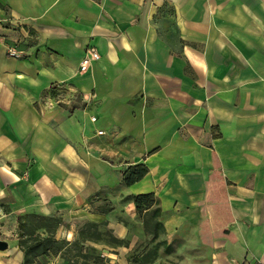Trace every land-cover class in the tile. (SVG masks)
<instances>
[{
    "label": "crops",
    "instance_id": "crops-1",
    "mask_svg": "<svg viewBox=\"0 0 264 264\" xmlns=\"http://www.w3.org/2000/svg\"><path fill=\"white\" fill-rule=\"evenodd\" d=\"M108 129L146 167L130 186L98 157ZM146 193L185 264H264V0H0V264H21L26 216L66 245L84 223L128 238L124 198Z\"/></svg>",
    "mask_w": 264,
    "mask_h": 264
},
{
    "label": "rangeland",
    "instance_id": "rangeland-1",
    "mask_svg": "<svg viewBox=\"0 0 264 264\" xmlns=\"http://www.w3.org/2000/svg\"><path fill=\"white\" fill-rule=\"evenodd\" d=\"M93 140L98 142V147L102 150L105 152L109 151L111 155L106 156L104 153H99L98 157L107 161L115 172L117 170L123 172L126 167L132 166L134 157L131 154L136 150V146L127 135L121 133L117 129H108L105 130L103 136L93 138ZM130 197L131 196L126 199L124 198V200L130 201ZM108 205L110 204L106 202V200H102L101 205L94 210L97 212H104ZM134 214L135 217L133 220L137 223L132 222L129 225L128 231H130V234L128 238L118 239L114 237L110 230L103 225L84 223L78 229L79 240L76 241L77 244H52V246L61 249V255H65L66 258H68V264H109L108 258L99 256L101 249L110 252L109 248L128 247V242L130 243L128 250L125 252V264L186 263L184 260L185 257L181 252H177L175 249L177 242L175 240L170 241L166 239L165 229L161 222L164 216L157 211L156 206L140 214H136L134 209ZM153 221L159 222L161 227L156 229L157 234L155 236L150 237L148 234L150 233ZM24 222L27 230H23V232L34 234L38 224L35 223L32 218H26ZM123 223L125 226L129 224L125 219ZM135 234L139 237L136 236L137 238H133ZM81 242L85 244H95V246L87 244V247L84 248V252H80L78 245Z\"/></svg>",
    "mask_w": 264,
    "mask_h": 264
},
{
    "label": "trees",
    "instance_id": "trees-1",
    "mask_svg": "<svg viewBox=\"0 0 264 264\" xmlns=\"http://www.w3.org/2000/svg\"><path fill=\"white\" fill-rule=\"evenodd\" d=\"M146 172H147L146 167L142 164H135L132 166H128L125 168L123 172H121L120 183L126 187L130 186L133 183L140 180L146 174ZM130 202H132V204L134 205L136 214H140L141 212L145 213L149 209L155 207V201L151 193L131 196ZM26 218H32L34 222L38 224L37 228L42 226L46 228L47 232H51L54 229L52 227L56 226L57 220L56 219H43L37 216H26L20 219L18 222L19 237L21 238L18 241V244L20 246V250L22 251L21 264H38V260H37L38 257L36 256H38L39 254L46 253L48 251L56 252L59 249L52 246V244L55 245V244H64V243L63 242L59 243L53 240L51 236L40 239L34 236V234H31L30 232H23V230L24 231L27 230V228L25 227V222H24V219ZM160 227L161 225L159 222L153 221L151 224L150 233L149 234L147 233V234L150 237L155 236L157 234L156 229H159ZM73 244H77V242H74ZM78 248L80 250L79 245H78ZM62 257L66 261V264H68L67 263L68 258H66L65 255H63ZM71 264H75V263H71Z\"/></svg>",
    "mask_w": 264,
    "mask_h": 264
},
{
    "label": "built area",
    "instance_id": "built-area-1",
    "mask_svg": "<svg viewBox=\"0 0 264 264\" xmlns=\"http://www.w3.org/2000/svg\"><path fill=\"white\" fill-rule=\"evenodd\" d=\"M6 54H7V56H9L11 58H18L17 52L12 48H7ZM97 59H98V54H97L96 50L92 47L86 48L84 50V54H83L82 58L80 59V61L78 63V73L86 72L90 63L96 61ZM89 120H90V122H94L95 118L90 117ZM101 134H102L101 131L96 132V135H101Z\"/></svg>",
    "mask_w": 264,
    "mask_h": 264
},
{
    "label": "water",
    "instance_id": "water-1",
    "mask_svg": "<svg viewBox=\"0 0 264 264\" xmlns=\"http://www.w3.org/2000/svg\"><path fill=\"white\" fill-rule=\"evenodd\" d=\"M5 247H6V244L0 241V250L4 249Z\"/></svg>",
    "mask_w": 264,
    "mask_h": 264
}]
</instances>
